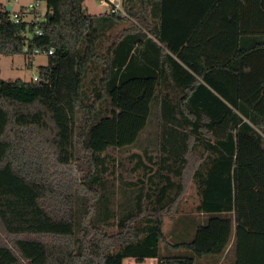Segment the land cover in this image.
Here are the masks:
<instances>
[{
    "label": "trees",
    "instance_id": "obj_1",
    "mask_svg": "<svg viewBox=\"0 0 264 264\" xmlns=\"http://www.w3.org/2000/svg\"><path fill=\"white\" fill-rule=\"evenodd\" d=\"M41 1L38 23L0 3V55L48 56L37 81L0 77V264H264V0ZM134 144L115 210L107 151ZM191 181L190 256L163 255Z\"/></svg>",
    "mask_w": 264,
    "mask_h": 264
},
{
    "label": "rangeland",
    "instance_id": "obj_2",
    "mask_svg": "<svg viewBox=\"0 0 264 264\" xmlns=\"http://www.w3.org/2000/svg\"><path fill=\"white\" fill-rule=\"evenodd\" d=\"M26 3H30L33 0H22ZM0 3L8 6V5H14L15 9L17 10L19 8V3L13 2V0H0ZM43 8L38 10L35 14L39 18L44 17V13L46 11V3L43 2L41 4ZM45 6V7H44ZM83 8L87 12V14L90 15H99L103 13L104 7L100 6L99 3L96 0H85L83 3ZM27 20L31 19V15H29ZM32 63L29 64V61L27 57L23 54H18L16 56H4L0 55V77L3 79H6L8 81H14L16 79H22L24 81H32L33 77L38 75V69L42 65L48 64V56L45 54H35L32 61ZM153 123V120H150L148 123V126L144 129V131L140 134V137L138 140L141 139L143 141V144L147 145L150 140H152V137L150 135H155L154 129L151 127ZM144 145L139 144L138 146L132 145L128 146L126 148L130 149H109L107 153L111 156V158H114L113 165H110V168L112 171H114L115 178H116V187H115V193L116 197L112 199V204H115L114 208L115 210H119L117 207L120 202H123L124 199H122V193L121 191L125 188L129 187L127 186L128 180L131 179V181H138V179L141 177V175L144 173L143 168H139L137 170L135 169V164L137 163L138 159L137 157L132 158V153H140L142 150V147ZM142 154V153H140ZM144 156V155H143ZM154 169H157V165L153 166ZM111 175V174H110ZM174 179L176 180L177 177L174 176ZM122 189V190H121ZM129 197L132 196V193L130 192ZM198 194L195 187L194 182H190L189 186L186 190V193L181 200V203L178 207V210L176 212H172L168 217L165 219V225H164V233L165 236L168 238L170 242H178L181 240H188L190 241V225H192V221L190 222V219L195 217L192 216L190 218V213L193 211L195 206L198 203ZM127 204H133L132 201H127ZM115 227H111L110 231H114ZM189 233V234H188ZM161 253L167 254V256H190V251L187 249L184 250H178L177 252H168L163 251V248H165V243H161ZM182 251H186V253H182ZM209 260L205 262V264H212L214 262L213 258H209L211 256H206ZM213 257V256H212ZM127 264V262H125Z\"/></svg>",
    "mask_w": 264,
    "mask_h": 264
},
{
    "label": "built area",
    "instance_id": "obj_3",
    "mask_svg": "<svg viewBox=\"0 0 264 264\" xmlns=\"http://www.w3.org/2000/svg\"><path fill=\"white\" fill-rule=\"evenodd\" d=\"M100 6L104 7L103 13H110V14H116L120 15L122 17H127V12L125 9V2L126 0H96ZM43 1L41 0H33L32 2L28 3L27 5H23L19 7L17 10L11 9V14L9 16V19L15 23H20L23 21L27 22H39L42 21L45 17L39 18L35 13L40 10L42 7ZM46 13V12H45ZM31 15V19L27 20L26 18ZM35 33L38 35L42 34V31L38 29L36 25ZM27 36H31L30 33L27 34ZM49 54L53 53V50L48 51ZM38 54H45L40 49L34 50V55ZM39 79L38 75L33 77L32 81H37Z\"/></svg>",
    "mask_w": 264,
    "mask_h": 264
},
{
    "label": "crops",
    "instance_id": "obj_4",
    "mask_svg": "<svg viewBox=\"0 0 264 264\" xmlns=\"http://www.w3.org/2000/svg\"><path fill=\"white\" fill-rule=\"evenodd\" d=\"M13 2L15 3H19V7L23 6V5H27L28 3L22 1V0H13ZM46 6V5H45ZM44 6V7H45ZM12 9H15V6L12 5L11 6ZM43 8V7H42ZM47 10V8H46ZM46 12V11H45ZM45 14V13H44ZM4 79V78H3ZM6 80V79H5ZM156 155V154H155ZM145 160V164L148 165V167L151 165L147 160L146 158L144 159ZM166 237V236H165ZM184 240H181V241H178V242H170L168 240V238L166 237V240L163 241L165 243V248H163V251L165 252H168V254H170V252L174 253V252H177L178 250H184L186 249L185 247H178V243H185L183 242ZM161 246V245H160ZM186 251H182V253H184ZM160 253H161V247H160ZM162 254V253H161ZM163 255H166L167 254H163ZM172 255V254H171ZM170 255V256H171ZM209 260L208 258H200L198 259V264H205V262ZM233 261H234V253L232 252V250L229 251V253L227 254H224L220 259L219 261L217 262V264H233ZM125 262H127V264H158V258H154V257H149V258H146L144 261H141V262H138L136 261L135 259L133 258H126L124 260V264Z\"/></svg>",
    "mask_w": 264,
    "mask_h": 264
},
{
    "label": "water",
    "instance_id": "obj_5",
    "mask_svg": "<svg viewBox=\"0 0 264 264\" xmlns=\"http://www.w3.org/2000/svg\"><path fill=\"white\" fill-rule=\"evenodd\" d=\"M7 8H8V11L12 9L11 5H8Z\"/></svg>",
    "mask_w": 264,
    "mask_h": 264
}]
</instances>
